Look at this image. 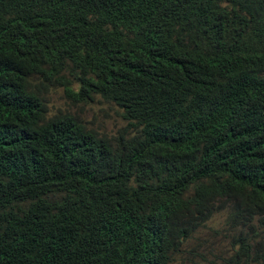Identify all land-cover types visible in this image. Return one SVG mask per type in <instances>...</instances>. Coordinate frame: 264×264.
<instances>
[{
    "label": "trees",
    "instance_id": "1",
    "mask_svg": "<svg viewBox=\"0 0 264 264\" xmlns=\"http://www.w3.org/2000/svg\"><path fill=\"white\" fill-rule=\"evenodd\" d=\"M67 1L0 0V71L13 81L0 96V102L7 98L2 114L27 120L19 140L2 135L0 126V178L22 187L0 196V228L10 232L8 226L17 221L22 231L16 259L0 241L1 264H24L27 249L55 251L80 225L92 229L107 218L117 233L126 230L128 221L142 230L147 223L144 204L150 181L162 189L191 185L193 192L186 198L191 201V230L208 217L212 220L215 198L207 185L218 177L222 162L214 171L213 166L201 164V159H190L187 145L171 141L177 132L173 113L167 119L165 140L155 147L156 167L149 171L143 168L140 179L129 187L117 173L93 170L86 184L95 188L81 205L69 196H57V189L75 186L68 180L69 171L50 193L29 186L30 173L58 168L70 152H83L93 159L97 147L105 146L99 132L87 128L85 115L97 103V96L106 101L121 95L124 76L127 83L141 84L149 93L156 91L159 70L165 87L175 81L177 97L193 115L191 132L201 150L211 141L226 142L207 107L219 77L224 75L227 82L223 96L228 109L245 96L264 105V53L259 52L264 47V34L258 38L248 33L264 30V0H229L222 5L221 0H72L80 11L76 21L72 9H63ZM201 61L221 68L196 76L183 72ZM58 88L63 89L64 107L53 106L46 99ZM37 106L44 107V112L35 135L30 114ZM245 135L239 132L240 138ZM262 145L259 142L257 147ZM252 158L248 155L245 163L250 165ZM261 160L256 157L252 163L258 167ZM78 165L83 176L91 168L87 161ZM223 183L244 184L238 176ZM249 184L264 188V172ZM252 200L264 223V190ZM166 201L170 206L162 210L163 215L187 214L181 196L168 192ZM246 221L254 223L255 218L250 216ZM156 233L165 235L164 243L167 237L179 235L166 226ZM261 235L257 230L239 235L244 244L240 246L242 254L235 257L247 264L264 257ZM85 236L92 239L96 235L87 232ZM212 237L216 244L227 240L220 230ZM251 242L254 249L248 245ZM103 251L94 247L81 264H102ZM46 254L45 249L37 251L35 261H42ZM141 264H149L145 252Z\"/></svg>",
    "mask_w": 264,
    "mask_h": 264
},
{
    "label": "clouds",
    "instance_id": "2",
    "mask_svg": "<svg viewBox=\"0 0 264 264\" xmlns=\"http://www.w3.org/2000/svg\"><path fill=\"white\" fill-rule=\"evenodd\" d=\"M228 2L230 1L221 0V5ZM63 9H72L75 12L73 21L80 16V11L72 0L65 2ZM248 33L260 38L264 30ZM259 52L264 53V47ZM217 68H221L220 65L201 61L183 72L196 76L205 74L208 69ZM12 82L4 72L0 71V96ZM121 83L125 88L121 95L106 101L99 96L98 116L92 119L93 123L87 125L88 129L99 132L105 146L97 147L93 159H88L83 152H70L58 168L50 167L47 172L30 173L27 177L29 186L38 189L41 193H50L69 171L68 180H71L75 186L57 189V196H69L72 202L81 205L95 188L86 184L87 176L93 170L117 173L129 187L140 179L143 168L149 171L152 167H156L155 147L165 140L167 119L173 113L176 115L177 132L171 141L187 145L190 148V159H201V164L213 166L214 171L216 165L222 162L218 177L215 176L207 185L215 198L212 220L208 217L196 229L191 230L189 226L191 201H186L193 192L191 185L162 189L150 181L144 204L147 223L142 230L138 231L128 221L126 230L117 233L116 226L111 221L107 222L109 218L92 229H82L80 225L65 242L55 247V251L47 248L27 249L24 264H81L94 247L104 250L101 253L102 264H141L144 252L149 264H247L234 255L242 254L240 246L244 242L239 235L257 230L262 233L260 238H264V223L256 215L252 200L253 195L264 188H255L249 184L264 172V105L245 96L232 109H228L223 96L227 82L224 75L219 77L213 99L207 107L215 116L226 142L216 144L211 141L207 149L201 150L196 144L197 137L191 132L195 125L193 115L177 97L175 81L165 87V78L159 70L155 77L154 93H149L141 84L134 86L136 82L127 83L126 76L121 79ZM6 103L7 98L0 102L2 135L19 140V133L25 128L27 120L12 114L3 115ZM48 106L55 112V108ZM43 112L44 107L37 106L30 114L35 135L39 134ZM240 131L246 134L242 138L239 137ZM259 142L263 143L261 147H257ZM248 155H253L252 161L256 157H261L260 165L255 167L252 161L247 165L245 158ZM86 161L91 164V168L83 176V169L78 164ZM42 175L45 176L44 181H41ZM233 176H238L244 184L227 186L223 183L230 181ZM17 187L22 188L20 184H15L5 177L0 178V196L18 192L20 189ZM168 192L184 199L187 204V214L161 213L170 206L166 201ZM95 205L103 210L101 206ZM250 216L255 218L254 223L246 221ZM161 226L169 227L179 235L167 237L164 243L165 235L156 233ZM8 230L10 232L0 228V241L9 248L11 257L16 259L21 245L22 231L17 221L9 225ZM216 230L226 234L227 240H221L216 244L212 237ZM87 232H92L96 236L89 239L85 236ZM236 236L239 238L234 241ZM211 244H215V248H211ZM222 244L223 249H221ZM248 245L252 249L255 248L254 242ZM41 249H45L47 254L42 261L36 262L35 255ZM253 264H264V257L258 258Z\"/></svg>",
    "mask_w": 264,
    "mask_h": 264
},
{
    "label": "rangeland",
    "instance_id": "3",
    "mask_svg": "<svg viewBox=\"0 0 264 264\" xmlns=\"http://www.w3.org/2000/svg\"><path fill=\"white\" fill-rule=\"evenodd\" d=\"M47 101L49 102V104L53 105V106H60V107H64L66 105L65 103V99L63 96V89L62 88H58L57 91L55 93H51L49 94L47 97ZM100 100V97L97 96V103L92 105V109L91 111H89L86 115H85V124L88 125V123L93 119V116L97 117L98 113H97V106H98V101ZM224 248V245H221V249Z\"/></svg>",
    "mask_w": 264,
    "mask_h": 264
}]
</instances>
